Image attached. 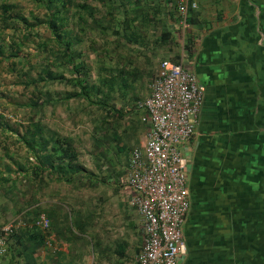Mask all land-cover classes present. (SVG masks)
Listing matches in <instances>:
<instances>
[{"label": "rangeland", "instance_id": "rangeland-1", "mask_svg": "<svg viewBox=\"0 0 264 264\" xmlns=\"http://www.w3.org/2000/svg\"><path fill=\"white\" fill-rule=\"evenodd\" d=\"M37 1L8 0L14 8L4 16L0 0V226L13 228L0 264H55L56 204L47 205V216L48 182L35 171L41 137L72 141L78 154L81 181L76 176L48 186L61 191L60 211H73L76 227L94 230L97 239L111 226L127 234L140 220L125 187L128 155L136 146L127 129L133 104L145 94L132 80L142 76L153 82L161 62L184 44L173 31L175 43L161 49L163 19L145 26V13L161 14L163 0H65L63 7L56 4L63 21L54 22L64 44L56 43L50 14ZM169 4L176 9L175 1ZM67 43L74 48L73 62L65 53ZM76 68L86 73L77 74ZM76 78L89 85L87 98L72 97L80 92ZM34 229L45 236L39 245Z\"/></svg>", "mask_w": 264, "mask_h": 264}, {"label": "crops", "instance_id": "crops-1", "mask_svg": "<svg viewBox=\"0 0 264 264\" xmlns=\"http://www.w3.org/2000/svg\"><path fill=\"white\" fill-rule=\"evenodd\" d=\"M163 1L168 11L164 5L163 12L156 13L155 19H163L174 40V32L178 31L176 34L183 36L184 44H192L190 55L188 50L182 51L185 45L178 46L181 62L197 75L205 89L196 134L182 146L188 160L191 209L184 224L187 252L180 264H232L237 248L212 242L211 236L218 231L206 220L217 218L218 212H222L217 204L224 188L225 164L230 163L233 154L247 147L245 140L264 135V0H195L198 8L190 13L187 35L178 30L177 10L169 4L176 0ZM165 12L171 17L166 18ZM149 80L142 76L132 80L145 94L133 104L131 128L127 129L129 136L135 138L131 147L143 146L147 141L148 125L143 122L145 112L141 104L150 95L152 81ZM44 176L48 182L45 185L47 216H50L47 205L56 204L52 231L55 264H138L144 241L140 220L135 219V224L128 226L127 234L125 229L111 226L104 228V238L96 239L92 236L94 230L88 228L85 232L74 225L73 211H60L64 208L60 207L61 191L48 190L55 177L49 170ZM132 215L129 214V220ZM139 230L142 234H138ZM47 241L48 236L45 245ZM225 250L231 253H224Z\"/></svg>", "mask_w": 264, "mask_h": 264}, {"label": "built area", "instance_id": "built-area-1", "mask_svg": "<svg viewBox=\"0 0 264 264\" xmlns=\"http://www.w3.org/2000/svg\"><path fill=\"white\" fill-rule=\"evenodd\" d=\"M197 8L195 0H176L179 26L185 35L190 13ZM203 97L204 88L192 70L183 62L164 60L150 95L141 104L143 122L148 125L147 141L130 152L126 178L130 204L144 231L138 264H180L187 252L184 224L191 197L182 146L196 134ZM12 232V226H0V259Z\"/></svg>", "mask_w": 264, "mask_h": 264}, {"label": "trees", "instance_id": "trees-1", "mask_svg": "<svg viewBox=\"0 0 264 264\" xmlns=\"http://www.w3.org/2000/svg\"><path fill=\"white\" fill-rule=\"evenodd\" d=\"M37 2L44 4L50 14L49 25L52 27L53 35L57 37L56 43L60 44L63 41H61L58 32L59 25L54 22L55 20L61 22L63 18L59 17L60 12L56 10V4L63 7L65 0H38ZM1 7L4 16L14 8L9 5L8 0H3ZM155 16H157L155 12H146L143 17L145 26H149L150 21L155 20ZM157 22L154 24L156 25ZM124 23V20L119 21L118 28L125 25ZM163 29L160 39L157 41L158 47L170 50V43H175V40L167 26L164 25ZM65 50L69 61L73 62L76 58L72 54L74 50L72 44H65ZM184 50H188L190 55L192 44H186ZM181 58L179 49L171 61L180 63ZM82 69L76 68L75 72L82 74ZM81 79L78 78L75 83L76 86H80V92L72 94V97H88L89 85L87 83L82 85ZM34 129L37 133L41 132L39 126ZM37 138L35 137V143H39L36 141ZM245 143L247 147L241 152L233 154L230 157V163L225 164L224 188L220 192L217 204L218 209L222 207V212H218L219 217L206 220V223L218 231L217 235L211 236L212 242L228 248H237L233 252L235 253L234 258L231 260V258L225 257V260H231L232 264H264V135L252 140H245ZM40 145V151H36L34 146H31L35 150L34 153L39 162L35 167L37 173L40 171L44 175L49 170L56 181L72 182L76 176L81 181L84 175L81 173L82 168L78 164V154L72 141L60 138L50 140L41 137ZM221 200L222 202H220ZM32 233L38 238L36 239L38 245L45 238L38 229H34ZM16 236V234L12 235L17 238ZM224 253H231V251L225 250ZM17 254L20 253L17 252Z\"/></svg>", "mask_w": 264, "mask_h": 264}, {"label": "flooded vegetation", "instance_id": "flooded-vegetation-1", "mask_svg": "<svg viewBox=\"0 0 264 264\" xmlns=\"http://www.w3.org/2000/svg\"><path fill=\"white\" fill-rule=\"evenodd\" d=\"M196 77H197V75H196ZM197 79H198V77H197ZM198 81H199V79H198ZM204 88V87H203ZM204 93H205V89H204ZM204 99H205V95H204V97H203V103H204ZM203 105V104H202ZM202 108V107H201Z\"/></svg>", "mask_w": 264, "mask_h": 264}]
</instances>
